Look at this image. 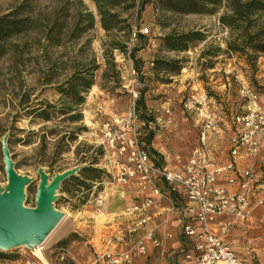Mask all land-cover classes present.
<instances>
[{
  "label": "rangeland",
  "instance_id": "obj_1",
  "mask_svg": "<svg viewBox=\"0 0 264 264\" xmlns=\"http://www.w3.org/2000/svg\"><path fill=\"white\" fill-rule=\"evenodd\" d=\"M23 1L0 0V14ZM81 4L96 16L93 2L81 0ZM27 5L31 7L29 16L34 22V29L10 41L7 54L0 58V191L3 192L7 185L2 153L3 138H6L15 171L30 180L24 189L23 204L26 207L36 205L39 169L49 179L73 168L78 170L75 175L64 180L55 193L53 207L65 218L52 231L42 249L30 251L19 246L4 251L14 257L4 264H75L78 257L86 260L90 256L88 263L92 264L94 254L88 241L94 233L103 229L106 218L102 212L93 214L95 217L90 214L96 209L90 195L93 190L95 195L105 189L107 199L111 187L106 185L110 176L104 168L106 161L100 130L105 120L121 116L130 109L127 85L133 64H129L125 56L127 48L131 46V51L142 48L135 54L139 63L133 69L135 75L132 77L144 83L141 95L145 108L157 106L155 110L150 108L151 113L148 112L152 118L148 128L153 132L151 148L158 154L156 158L159 163L171 168L186 162L196 145L199 132V122L192 114L182 110L181 100L193 91L208 93L221 117L217 130L221 129L222 135L232 133L230 117L243 112V101L238 94L235 77L256 91L259 103L264 100V54H256V60L250 66L243 55L225 51V41L230 39V33L218 22V17L225 12L223 7L218 8L213 15L161 13L151 6H145L144 11L136 16L134 10H131L129 17L132 28L139 30L148 27L149 34L140 42H131L129 39L122 43L124 51L121 52L110 49L108 45L111 40L124 42L122 33H106L98 23L92 30L69 41L76 13L82 11L75 0H30ZM55 15L61 18L64 30L60 45L48 47L43 40V31ZM257 24L264 25V12L258 14ZM191 31L200 32L206 37L201 51H217V56L206 54L204 60L200 61V58L186 52L167 51L162 47V37ZM199 43L191 44V49ZM160 61H179L186 72L181 69L177 74H171L164 70L162 64H156ZM82 67L96 69L93 71V85L82 94L83 103L74 107L81 114V121L71 124L53 114L51 121L44 122L38 115L39 103L47 102L55 108L66 106L59 101L61 97L55 88L74 68ZM197 68L199 73L195 76L193 72ZM169 96L173 98V103L170 114H166L163 108ZM217 133L212 134L217 137ZM158 136L161 147L169 154L168 161L153 146ZM212 139L213 136L211 139L209 137L208 142ZM85 159L95 161L94 168L104 172L101 176L103 184L95 189L94 183L84 180L81 175V168L88 166V163L83 162ZM262 171L260 180L264 182V166ZM61 255L65 258L62 263L59 261Z\"/></svg>",
  "mask_w": 264,
  "mask_h": 264
},
{
  "label": "built area",
  "instance_id": "obj_2",
  "mask_svg": "<svg viewBox=\"0 0 264 264\" xmlns=\"http://www.w3.org/2000/svg\"><path fill=\"white\" fill-rule=\"evenodd\" d=\"M137 32L148 35L149 29L132 28L131 42L135 41ZM203 45L204 41L186 53L201 61ZM131 49L129 46L125 52L129 64ZM182 72H186V68ZM193 73L197 76L199 69ZM130 75L127 85L130 109L101 125V145L106 161L104 168L110 176L106 185L134 186L143 192H151V195L136 199L126 208V214L132 219L120 231L121 249L100 254L94 264H132L138 258L146 257L147 243L160 249L164 255V242L172 234L165 232L162 236L157 235L151 213L161 200L169 202L171 211H176L180 219L181 245L178 251L172 253L174 264H264L252 257L242 258L227 242L232 230L245 229L254 201L264 204V182L252 163L245 167L237 164V159L250 161L264 154V107L260 105L256 91L235 77L238 94L243 101V112L231 117L233 130L229 137V159L224 163H217L208 148L209 137L217 133L218 123L221 122L212 98L204 91H193L184 97L180 102L182 110L196 118L199 132L195 147L181 169L177 170L159 163L140 141L142 122L136 102L144 84L132 77L135 75L132 68ZM172 103L173 98L167 97L166 114H170ZM100 184L103 183L95 182L93 189ZM161 184L166 190L161 188ZM178 190H182L185 199V204L180 206H176L170 197ZM93 195L94 190L90 195L93 205L101 207L106 190ZM140 231L143 232L139 234ZM112 239L107 241L111 243ZM64 259L61 255L60 263Z\"/></svg>",
  "mask_w": 264,
  "mask_h": 264
},
{
  "label": "trees",
  "instance_id": "obj_3",
  "mask_svg": "<svg viewBox=\"0 0 264 264\" xmlns=\"http://www.w3.org/2000/svg\"><path fill=\"white\" fill-rule=\"evenodd\" d=\"M29 1L24 0L13 9L0 14V58L7 54L10 41L34 29V22L29 16L31 7L27 5ZM75 1L82 7V11L76 13L74 27L69 34V41L75 40L82 33L92 30L95 24L98 23L106 33L112 31L122 33L124 42L111 40L108 47L123 52L124 46H122V43L128 42L131 36L132 23L129 17L131 10H134L136 16L144 11L145 6H151L156 12L161 13L213 15L218 8L223 7L225 12L218 17V22L230 33V39L225 41V51L243 55L250 66L254 64L256 54H264V25L257 24L258 14L264 12V0H139L138 2L136 0H90L95 4L96 16L85 9L81 4V0ZM63 25L58 15H55L50 23L45 25L43 40L46 42V46L55 47L60 45V37L64 30ZM144 37L146 35L137 32L135 40L140 42ZM205 38L204 34L191 31L179 35L164 36L161 38V45L167 51L187 52L193 47L190 46L191 44L204 41ZM140 49L142 48L133 49L129 54L134 70L139 63L135 54ZM216 52L202 51L200 57L203 60L206 54L216 57ZM180 63L179 61L156 62L157 65L162 64L165 67L164 70L171 74H177L181 71L183 66ZM95 69L96 67L74 68L66 79L58 83L55 88L61 97L59 101L66 106L55 108L47 102L39 103L38 115L41 119L44 122H49L52 120V115L57 114L68 123L80 122L81 114L76 112L74 107L83 103L82 94L87 92L93 85V71ZM136 110L142 122L140 141L151 155L157 156L158 154L151 148L153 132L148 130L152 118L144 106L142 95L136 102ZM77 131H80V129ZM83 162L88 163V166H84L80 170L83 179L92 183L101 182V176L104 175V172L99 168H94L96 162L93 160L87 161L86 159ZM13 259V256L0 250V264Z\"/></svg>",
  "mask_w": 264,
  "mask_h": 264
},
{
  "label": "crops",
  "instance_id": "obj_4",
  "mask_svg": "<svg viewBox=\"0 0 264 264\" xmlns=\"http://www.w3.org/2000/svg\"><path fill=\"white\" fill-rule=\"evenodd\" d=\"M224 88L225 85L223 84ZM264 105V100L260 101ZM147 111L151 113V109H156L157 106H148ZM163 108V106H161ZM166 107V105H165ZM164 107V108H165ZM264 107V106H263ZM163 108V110H164ZM231 110V109H230ZM231 119V117H230ZM226 129L227 126L223 123ZM217 137L214 134L210 135V139L213 136V141L208 142V148L215 156L217 163H224L229 159V137L228 135H222V130H217ZM214 144V145H213ZM152 146V143H151ZM153 146L156 151L164 156V160L168 161V155L165 148L161 147V142L158 137H155ZM248 163H252L255 170L257 171L258 177L261 178L263 175L264 166V155H261L253 160L237 159V164L240 167H245ZM182 165L174 166V169L180 170ZM161 188L166 190V187L161 184ZM108 198L101 207H96L95 211H91L90 214L102 212L106 218L103 221V229L97 234L94 233L91 239L88 241L92 247L94 254L95 263L96 258L106 251H117L120 250L122 244L120 242V231L121 229L132 219L131 216L127 215L125 210L136 199H142L151 195L149 191H141L134 186H120L113 185L108 189ZM172 202L176 206L185 204V199L182 190L174 192L170 195ZM171 204L165 200H161L157 207L152 208L151 213L154 215L153 225L157 227V235L162 236L165 232L172 234L170 239L165 240L164 244V255L160 253V249L154 248L150 243L146 244L147 255L146 257L138 258L132 264H141L142 262L151 263H163V264H174V257L172 253L178 251L181 245L180 237V219L176 211H171ZM143 231H140L141 234ZM108 238H113L111 243L107 241ZM227 242L232 248L244 259L254 258L264 263V204L259 203L257 200L254 201L252 207L249 210V217L245 229L243 227L235 228L229 233ZM81 250L79 255H81ZM84 258H77L75 264H90L91 256Z\"/></svg>",
  "mask_w": 264,
  "mask_h": 264
},
{
  "label": "water",
  "instance_id": "obj_5",
  "mask_svg": "<svg viewBox=\"0 0 264 264\" xmlns=\"http://www.w3.org/2000/svg\"><path fill=\"white\" fill-rule=\"evenodd\" d=\"M2 153L7 185L3 192L0 191V250L8 251L25 244H41L63 217L53 207L55 193L64 180L76 174L78 168L56 174L51 179L39 169L36 205L29 208L24 206L23 200L24 189L30 180L15 171L6 138L2 140Z\"/></svg>",
  "mask_w": 264,
  "mask_h": 264
},
{
  "label": "bare ground",
  "instance_id": "obj_6",
  "mask_svg": "<svg viewBox=\"0 0 264 264\" xmlns=\"http://www.w3.org/2000/svg\"><path fill=\"white\" fill-rule=\"evenodd\" d=\"M65 218V215H63V217H62V219L61 220H63ZM61 222V221H60ZM52 233V232H51ZM51 233L47 236V238L41 243V244H25V245H23L26 249H28V250H30V251H32V250H34L35 249V251L36 250H41L42 249V247H43V245H44V243L46 242V240L48 239V237H50V235H51Z\"/></svg>",
  "mask_w": 264,
  "mask_h": 264
}]
</instances>
